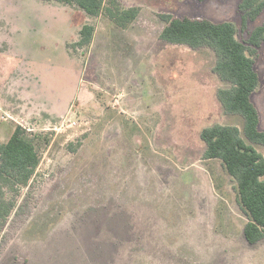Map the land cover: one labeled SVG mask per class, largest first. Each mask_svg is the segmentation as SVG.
<instances>
[{"label": "rangeland", "instance_id": "rangeland-1", "mask_svg": "<svg viewBox=\"0 0 264 264\" xmlns=\"http://www.w3.org/2000/svg\"><path fill=\"white\" fill-rule=\"evenodd\" d=\"M241 2L118 0L140 8L120 28L76 5L0 0V77L32 76L27 92H0V143L22 125L39 159L2 226L0 264H264V238L244 235L237 182L204 156L203 128L243 132L218 96L230 83L211 48L160 38V14L232 22L259 75L264 130V43H249L264 8L247 19ZM84 24L95 37L78 47L73 26Z\"/></svg>", "mask_w": 264, "mask_h": 264}, {"label": "trees", "instance_id": "trees-1", "mask_svg": "<svg viewBox=\"0 0 264 264\" xmlns=\"http://www.w3.org/2000/svg\"><path fill=\"white\" fill-rule=\"evenodd\" d=\"M42 1L76 5L88 15L104 14L121 28L128 27L140 13L137 6L120 7L118 0ZM240 8L247 19H255L264 8V0H242ZM160 18L165 22L162 40L192 48H211L216 54L214 71L230 83L228 88L219 90L218 96L227 112L242 115L243 132L234 124H214L202 129L201 138L206 144L205 158L220 159L237 182L239 201L248 216L244 235L249 243H256L264 238V156L253 143L264 146V130L259 127L260 116L251 99L259 85V75L248 53L250 48L237 38L230 21L171 14H160ZM94 33L93 25L84 24L76 45H90ZM249 43L255 47L264 43V23L252 30ZM38 164L34 140L22 125H17L9 139L0 143V237L2 226L16 208L18 194L32 180Z\"/></svg>", "mask_w": 264, "mask_h": 264}, {"label": "crops", "instance_id": "crops-1", "mask_svg": "<svg viewBox=\"0 0 264 264\" xmlns=\"http://www.w3.org/2000/svg\"><path fill=\"white\" fill-rule=\"evenodd\" d=\"M55 2V1H54ZM61 4H63V3H61ZM90 16H93V15H90ZM117 26V25H116ZM81 27L82 26H73V29H75V34L77 33L78 34V31L80 32V29H81ZM118 27V26H117ZM121 28V27H120ZM95 32H96V28H95ZM79 35V34H78ZM94 37H95V33H94ZM94 37H93V39L92 40H94ZM71 40L72 39H74V40H76V39H78V36H76L75 37V35H74V37H72V38H70ZM80 39V38H79ZM79 39H78V41H79ZM133 39V38H132ZM78 41H76V42H78ZM75 42V43H76ZM92 43H93V41H92ZM91 43V44H92ZM90 44V45H91ZM6 53H8V52H6ZM19 70H25L24 72H23V77H22V80H20L18 77H13L12 75H9L8 77H0V92L2 93V94H5V95H7L8 96V98H11L10 97V95L12 96V95H15V93H20V92H27V91H25L24 89H25V86H26V88H27V90H28V88H29V84H30V79H31V74L26 70V69H23V68H19ZM126 78V77H125ZM258 88V87H257ZM256 88V89H257ZM256 91V90H255ZM254 91V92H255ZM253 92V93H254ZM253 93H252V95H253ZM251 99H252V96H251ZM0 108H1V105H0ZM57 109V108H56ZM65 109V108H64ZM51 110V113H53V114H56V115H58L61 111H62V109H59V111H58V113H56V112H54V111H56V110H52V109H50ZM244 120V119H243ZM243 123H244V121H243ZM260 125V124H259Z\"/></svg>", "mask_w": 264, "mask_h": 264}]
</instances>
